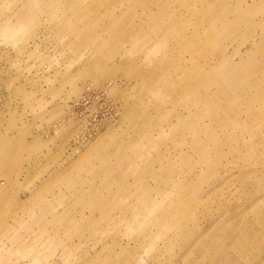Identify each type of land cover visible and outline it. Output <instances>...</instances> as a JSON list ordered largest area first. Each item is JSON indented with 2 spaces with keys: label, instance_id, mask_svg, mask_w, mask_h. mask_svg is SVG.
<instances>
[{
  "label": "rangeland",
  "instance_id": "rangeland-1",
  "mask_svg": "<svg viewBox=\"0 0 264 264\" xmlns=\"http://www.w3.org/2000/svg\"><path fill=\"white\" fill-rule=\"evenodd\" d=\"M0 264H264V0H0Z\"/></svg>",
  "mask_w": 264,
  "mask_h": 264
}]
</instances>
